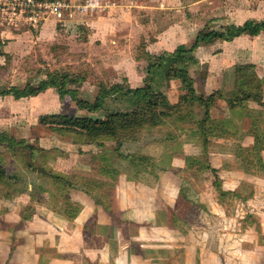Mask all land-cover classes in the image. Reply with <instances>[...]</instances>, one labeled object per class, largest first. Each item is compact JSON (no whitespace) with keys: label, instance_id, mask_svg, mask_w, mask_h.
Returning a JSON list of instances; mask_svg holds the SVG:
<instances>
[{"label":"rangeland","instance_id":"374dc122","mask_svg":"<svg viewBox=\"0 0 264 264\" xmlns=\"http://www.w3.org/2000/svg\"><path fill=\"white\" fill-rule=\"evenodd\" d=\"M115 1L146 3L144 10L158 0ZM261 1H214V7L228 3L255 9L239 12L241 35L229 51L225 48L228 71L218 77L205 72L212 64L223 66L217 57L223 48L211 46L218 41L201 45L209 50L194 52L197 65L190 68L195 67L192 76L202 93L219 90L224 99H246L234 115L224 101H217L211 116L227 121L225 131L202 134L197 132L202 112L179 103V83L172 82L175 88L169 93L161 72L146 73L144 61L138 62L146 43L136 33L126 40L128 22L116 13L105 16L107 3L99 4L103 10L98 13L61 22L51 17L28 20L18 7L13 11L0 4L2 91L35 87L49 75L66 74L83 78L67 88L93 102L101 83L134 89L123 78L133 62L141 84L147 80L156 92L162 91L172 111L168 113L161 98L153 101L143 124L117 131L116 139L100 148L59 133L56 121L41 125L39 118H103L106 112L132 110L130 98H108L103 111L89 116L54 89L20 100L0 96V133L34 147V163L61 180L32 173L24 167L23 153L0 146V163L16 177L0 179V264H61L69 250L81 264L88 259L95 264H264V106L248 99L264 102V33L253 37L247 30L249 21L264 20ZM202 19L190 27L194 35L204 27L222 31L231 26ZM160 21L157 30L174 20ZM40 223L59 231L57 251L43 245Z\"/></svg>","mask_w":264,"mask_h":264},{"label":"trees","instance_id":"16d2710c","mask_svg":"<svg viewBox=\"0 0 264 264\" xmlns=\"http://www.w3.org/2000/svg\"><path fill=\"white\" fill-rule=\"evenodd\" d=\"M249 35L256 37L264 33V20H252L248 22ZM242 29L238 26H226L222 31H214L204 27L193 39L189 45H180L173 52H163L160 55H151L145 50L142 52L145 71L148 75H154L161 72L164 76L166 84L177 82L182 87L179 94V103L191 109L194 105L202 112V118L198 126L197 132L202 134L206 130L223 131L227 126L226 120L215 121L211 116V109L217 101H224L228 105L231 114L241 110L246 105V99L240 98L235 101L224 99L221 91L214 90L207 95L202 93L198 88L196 80L190 73V67L197 65L194 56L195 50L200 45H209L218 42H231L241 35ZM83 78H70L66 74L49 75L46 80L41 81L37 86L26 85L24 89L12 88L8 91L0 89V96H12L15 100L35 97L48 89H54L60 99L68 96L73 101L75 107L86 112L87 115L96 114L103 111L106 99L113 96L130 98L133 103V109L127 112H106L103 118H92L88 116H42L39 118L41 125L49 124L56 121L58 132L67 134L82 144L94 145L100 148L105 147L106 142L114 141L117 137V131L128 128L131 125H141L145 122L146 114L151 108L153 101L160 99L166 110L170 114L171 108L166 96L161 91H155L151 83L147 80L143 81V85L134 89L129 88L125 84L114 83L112 85L99 84L98 93L93 102L84 101L77 96V89H68V84H80ZM123 82H126L123 80ZM184 91V92H183ZM250 100L256 101L261 106L264 102L258 97H249ZM177 121L181 122L178 116ZM225 131V130H224ZM253 136L257 137L255 130H252ZM5 145L6 148L15 152L23 153L24 167L38 176L54 181L61 180L52 173L38 167L34 163V152L36 149L31 145L25 144L24 141H16L9 138L5 133H0V146ZM131 157H125V160L131 161ZM16 177L9 173L4 165L0 163V179H12ZM72 209V205H69ZM77 214L78 210H75ZM74 213L69 215L73 218Z\"/></svg>","mask_w":264,"mask_h":264},{"label":"crops","instance_id":"0c3cea01","mask_svg":"<svg viewBox=\"0 0 264 264\" xmlns=\"http://www.w3.org/2000/svg\"><path fill=\"white\" fill-rule=\"evenodd\" d=\"M5 1H12V0H0V4H3V2ZM214 1L215 0H158L157 4H155L154 6H145L143 7L144 10H142L141 7L143 6V4L145 5L146 3H139L140 6L139 4L134 6L131 5L132 2L127 3L120 1L116 2L115 0H103V1L97 0L98 5L101 2H103V4L107 3L106 5L108 8L104 9L105 12L107 11L106 14L104 12L105 16L108 15L112 17L113 15L112 13H116L120 19L125 20L124 22H128V23H124V27L127 28L125 34L126 40L131 41V39H133L134 33H136V35L138 36L140 35V37L142 38L141 41L142 42L144 41L146 43V45H144L145 51L151 55H160L163 52H173L178 46L186 45L188 42H191V40L195 38L197 33L194 35V31H190L191 30L190 27L194 25L197 20L199 19L201 20L202 17L204 19L207 18V21H210L211 23L217 25L219 24L220 26L222 25L237 26L238 24H240L238 21L240 11H244L247 9V14H250V12L255 9L253 5L252 8L248 6L243 8H238L228 3L222 4L220 5V7H214ZM258 4L260 6L261 5L264 6L263 5L264 1L258 2ZM211 5H213V7ZM132 8L137 9L138 13L136 12L137 14L136 13L133 14L132 13L133 11L131 10ZM145 8L147 9L145 10ZM196 9H198L199 13H194ZM101 10L98 8L92 13L90 12L89 13L94 14L100 12ZM105 16H103L102 18H100L101 16H99L98 20L105 19ZM160 17L167 18L168 20H170L171 17V20L174 21L168 23V26L166 25V28L164 30L162 29L157 30L156 29L157 26L161 27ZM44 25L45 27H48L46 23ZM147 26L148 29L146 32L145 28ZM233 41L221 42V43L216 42L213 45H211V46H216V48L217 46L220 49L223 48L224 51L217 54V57L221 58L222 64L225 61L224 54H227L225 48H227V50L229 51L230 47L236 40L234 42ZM207 47H202L200 45V47L197 48L198 50L196 53L199 54L201 52L200 50H209ZM205 56L207 57V55ZM137 57L133 59L135 62H136L135 59ZM210 59H212V57ZM142 61H144L143 56L140 57L138 62H142ZM198 61L201 63L202 60L198 58ZM213 62L216 63V60H214ZM133 64H134L133 62L129 64V66L127 67V71L124 73L123 78L127 79V83L132 84L133 88H137L142 85L141 84L142 79L136 75L134 70L138 72L136 69L137 65H133ZM200 68L201 71L202 69H204V67H202L201 65ZM230 68H231L230 65L223 64V66H220V64L216 63L215 65L212 64L208 66V69H206L205 72L214 74L215 76L218 77L222 73L228 71ZM193 70L196 71L195 67L191 69L190 71L191 75ZM174 88L175 87L172 86V82L168 83L165 87V89L168 90L169 93H171ZM33 218H37V216H34ZM28 224H30V222ZM39 227H41L42 229H39L38 233L43 234L42 236H44L45 238L42 240L46 241L43 243V245H46L48 249L53 248L54 251H57L58 246L60 245L58 244L59 242H57L56 239L57 237H61V235L58 233L59 231H57L56 228L50 227L49 225L45 227V225L41 224ZM67 253H69L70 255L66 254L64 257H61L62 258L60 260L61 264H81L78 263L79 258L77 257V255H75L74 251L69 250L67 251ZM58 254H60L61 256L63 255L61 252ZM94 261H95L94 259L85 260L87 264H95L93 263ZM134 264H136V262Z\"/></svg>","mask_w":264,"mask_h":264},{"label":"built area","instance_id":"2783aa9c","mask_svg":"<svg viewBox=\"0 0 264 264\" xmlns=\"http://www.w3.org/2000/svg\"><path fill=\"white\" fill-rule=\"evenodd\" d=\"M3 5L12 6L11 10L18 7L21 16L26 15L28 20L40 21L51 17L59 22L77 14L93 12L99 7L97 0H88L85 3L80 0H16Z\"/></svg>","mask_w":264,"mask_h":264},{"label":"water","instance_id":"95a60500","mask_svg":"<svg viewBox=\"0 0 264 264\" xmlns=\"http://www.w3.org/2000/svg\"><path fill=\"white\" fill-rule=\"evenodd\" d=\"M93 1H95V0H93Z\"/></svg>","mask_w":264,"mask_h":264}]
</instances>
